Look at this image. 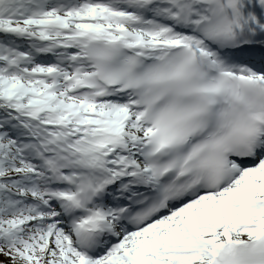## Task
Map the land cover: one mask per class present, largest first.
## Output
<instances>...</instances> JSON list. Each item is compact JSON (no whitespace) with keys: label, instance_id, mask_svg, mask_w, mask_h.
Returning a JSON list of instances; mask_svg holds the SVG:
<instances>
[{"label":"snow or ice","instance_id":"6c2138e0","mask_svg":"<svg viewBox=\"0 0 264 264\" xmlns=\"http://www.w3.org/2000/svg\"><path fill=\"white\" fill-rule=\"evenodd\" d=\"M0 264H264V0H0Z\"/></svg>","mask_w":264,"mask_h":264}]
</instances>
